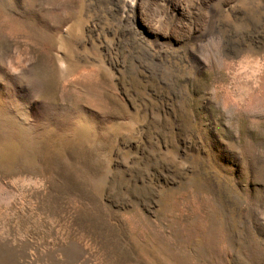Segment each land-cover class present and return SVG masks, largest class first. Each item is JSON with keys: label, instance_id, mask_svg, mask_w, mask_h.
Masks as SVG:
<instances>
[{"label": "rangeland", "instance_id": "374dc122", "mask_svg": "<svg viewBox=\"0 0 264 264\" xmlns=\"http://www.w3.org/2000/svg\"><path fill=\"white\" fill-rule=\"evenodd\" d=\"M181 1L0 0V264H264V0Z\"/></svg>", "mask_w": 264, "mask_h": 264}, {"label": "bare ground", "instance_id": "6f19581e", "mask_svg": "<svg viewBox=\"0 0 264 264\" xmlns=\"http://www.w3.org/2000/svg\"><path fill=\"white\" fill-rule=\"evenodd\" d=\"M121 1V6H120V9H121V12L123 13V15L124 14H126L127 13V11L128 10H130V9H132V8H134L135 6H137V5H139V3L141 2V0H120ZM144 1V0H143ZM146 1H149V0H146ZM179 1H181V0H178V2ZM201 1V0H200ZM205 1V0H204ZM219 1H221V0H219ZM224 1V0H223ZM228 1V0H227ZM231 1V0H230ZM242 1H245L246 2V0H242ZM251 1V0H250ZM182 2V1H181ZM180 2V3H181ZM190 2V1H189ZM211 2V1H210ZM248 2V3H247ZM247 4L249 5V0H247ZM253 2V1H252ZM144 4V2H141L140 4ZM190 3H192V2H190ZM206 3V2H205ZM213 3V2H212ZM219 3V2H218ZM225 3V2H224ZM229 3V2H228ZM234 3H236V2H234ZM244 3V2H243ZM143 4H142V6H143ZM148 4V3H147ZM151 4V3H150ZM153 4V3H152ZM223 4V3H222ZM245 4V3H244ZM244 4H243V6H244ZM257 4V6H258V2L256 3ZM255 4V5H256ZM251 5H252V3H251ZM145 6V9L146 10H148V11H150V6L151 5H144ZM219 6L221 7V5L219 4ZM219 6H217L218 7V9H220V7ZM246 6V5H245ZM152 7H153V5H152ZM152 7H151V10L153 11V9H152ZM192 7V6H191ZM217 7H215V8H217ZM223 7V6H222ZM225 7V10H229L228 12H230L231 10H233V9H236V7H235V5L234 4H230V5H225L224 6ZM247 7V6H246ZM263 7V6H262ZM154 8V7H153ZM183 8V7H182ZM211 4H207L206 5V8H205V13L202 15V14H200L201 15V18H202V21L205 23V29H204V31L203 32H201V33H198L197 35H195V34H192V33H183V31L181 30V29H177L176 30V27H174L175 25H173V18L171 17V16H173V14L171 15H169V21H170V23H169V29H170V32L171 33H173V34H175V37H176V34H180V36H179V34L177 35V36H179V37H182L183 39H184V41L186 42L185 43V45H184V47H183V49H184V51H185V55L187 54V53H190V51L192 50V51H194V44L196 43V42H199V40H201V39H203V38H206V37H211V36H213V33L215 32V30H216V26H217V20L218 19H220L218 16V13H219V11L217 10V9H215ZM238 8H239V6H238ZM255 8V7H254ZM258 8V7H257ZM143 9V8H142ZM157 9V8H156ZM224 9V8H223ZM159 10V9H158ZM238 10V9H237ZM241 10V9H240ZM244 10V9H243ZM132 11V10H131ZM145 11V10H144ZM151 11V12H152ZM156 10L154 9V12H155ZM162 11V10H161ZM165 11V10H164ZM197 11H199V9L197 10ZM196 11V12H197ZM222 11V10H221ZM226 11V12H227ZM233 11H235V10H233ZM190 12V11H189ZM200 12V11H199ZM236 12V11H235ZM238 12V11H237ZM158 13V12H157ZM160 13V12H159ZM164 13V12H163ZM202 13V12H201ZM222 13V12H221ZM149 13H146V16L148 15ZM227 14V13H226ZM153 14H151V16H152ZM193 15V14H192ZM218 15V16H217ZM149 17H150V15H149ZM153 17V16H152ZM166 17V16H165ZM164 17V18H165ZM217 17H218V19H217ZM151 18V17H150ZM150 18H148V19H150ZM167 18V17H166ZM198 18V17H197ZM152 19V18H151ZM200 22H201V19L199 20ZM165 22V21H164ZM185 22H187V21H185ZM202 22V23H203ZM191 23V22H190ZM189 23V24H190ZM193 23V22H192ZM161 24V23H160ZM166 24V23H165ZM194 24V23H193ZM155 27V26H154ZM188 27H189V25H188ZM208 27V28H207ZM192 29V28H191ZM167 30V29H166ZM186 30V29H185ZM159 31V30H158ZM160 32V31H159ZM182 32V33H181ZM185 32V31H184ZM178 38V37H177ZM212 38V37H211ZM202 41V40H201ZM189 45H190V48H189ZM180 49H181V47H180ZM189 50V51H188ZM182 51V50H181ZM191 51V52H192ZM184 55V54H183ZM184 55V56H185ZM188 55V54H187ZM192 55V54H191ZM195 56H196V54H195ZM182 59V58H181ZM199 59V58H198ZM196 61H197V63L198 64H202V62L200 61V60H197L196 59ZM61 63H62V61H61Z\"/></svg>", "mask_w": 264, "mask_h": 264}]
</instances>
